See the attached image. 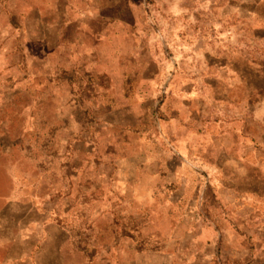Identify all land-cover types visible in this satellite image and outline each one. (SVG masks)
<instances>
[{
  "label": "rangeland",
  "instance_id": "rangeland-1",
  "mask_svg": "<svg viewBox=\"0 0 264 264\" xmlns=\"http://www.w3.org/2000/svg\"><path fill=\"white\" fill-rule=\"evenodd\" d=\"M3 104L0 264H264V0H0Z\"/></svg>",
  "mask_w": 264,
  "mask_h": 264
},
{
  "label": "trees",
  "instance_id": "trees-1",
  "mask_svg": "<svg viewBox=\"0 0 264 264\" xmlns=\"http://www.w3.org/2000/svg\"><path fill=\"white\" fill-rule=\"evenodd\" d=\"M13 65H15V63H13ZM66 74H67V71L66 70L64 71L60 67L56 70L55 75H57V77L55 78V83L57 86L59 85L58 87L61 88V87H64L66 85H69L68 83L71 79V76H68ZM64 79H66V81ZM11 80H12V78L9 77L6 79L5 82H9ZM16 82L17 81H13L12 83H10L11 86L9 88L5 89V92L13 91L14 85H12V84H15ZM21 82H22V80H21ZM25 87H26V85H25ZM16 92H19L17 99L15 101H13L10 98L8 104H10V106L15 105L16 109L23 111L26 108V104L28 102L27 87L23 90L19 87V90H17ZM3 107H4V104H3V106H0V111L2 110ZM18 113L20 114L19 111H18ZM28 116L30 118V123L33 124L35 122L36 124H35V127L34 126L31 127V131L28 132L29 137L27 136L28 137L27 140H25V134H26L25 132H22L19 129H16V131L14 133L15 135H17L16 136L17 143L20 144L21 148H24L26 150L30 149L31 143H35V147H36V144L38 143L39 137L45 136L47 133H49V132H45V128H42L41 125L40 126L37 125V123H40V124L43 123V122H41V119H42V113L41 112L39 113L38 111L35 110V111H32L31 114H29ZM17 117H19V115H17ZM48 136H51V134L49 133L47 135V137ZM24 144H26V147L24 146ZM20 146H19V148H20ZM34 156H36V155L34 154ZM42 163L44 164V159L38 160L39 165H42ZM51 222H53L55 225H57L60 228L70 227V225H72L71 223H67L66 221H64L61 218L56 217L55 215L51 217ZM38 244L39 243L36 244V248H34L33 254H35V252L37 251V249L39 247Z\"/></svg>",
  "mask_w": 264,
  "mask_h": 264
}]
</instances>
